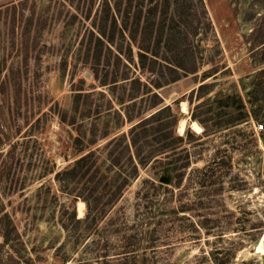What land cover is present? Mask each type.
<instances>
[{"label":"rangeland","instance_id":"rangeland-1","mask_svg":"<svg viewBox=\"0 0 264 264\" xmlns=\"http://www.w3.org/2000/svg\"><path fill=\"white\" fill-rule=\"evenodd\" d=\"M263 16L264 0H0V210L18 231L0 264H264ZM119 50L152 71L113 83Z\"/></svg>","mask_w":264,"mask_h":264},{"label":"trees","instance_id":"trees-1","mask_svg":"<svg viewBox=\"0 0 264 264\" xmlns=\"http://www.w3.org/2000/svg\"><path fill=\"white\" fill-rule=\"evenodd\" d=\"M262 21H264V16L261 18ZM102 34V32H100ZM94 35V33H93ZM104 33H103V36L104 37ZM101 36L98 37V40H99V45H100V48L98 47V51L101 52L102 48L105 46V44L107 42H109L108 40H104ZM114 36H112L110 39L111 41H113V38ZM129 39L132 41L135 39V36L134 35H130ZM107 41V42H106ZM121 49V48H120ZM147 54L144 53L143 51H140L138 52V61H137V65L135 64V60L133 58V56L129 55L127 58H124V55L122 54V52L119 50L118 51V55H117V60H118V63L119 62H122L124 63L125 67H126V70L124 71H121L120 72V67L119 65H117L115 71H114V74H113V79H112V82L117 84L120 79L119 78H122V79H129L130 78V71H132L133 67H132V63H134L135 67L139 69V73L133 77L132 81L133 82H136L140 77L139 75L141 73H144L146 70L148 71H152L153 67L150 66V64L148 63L147 61ZM97 59H99V55H97ZM170 60H172L174 63H175V67H179L181 69H185L183 68L181 65H180V61L179 60V54L177 53V51H173L171 52V56L168 58ZM155 63H157V61H154ZM260 64H264V60L263 59H260ZM138 69H135L134 70V73H137V70ZM173 72L176 73V77L178 75V70L176 68H172ZM186 72H189L188 70L185 69ZM192 71H195L192 70ZM94 74L95 76L98 78L99 77V71L97 69H95L94 71ZM257 74H264V69L260 70ZM108 76V75H106ZM163 76V75H162ZM258 76V75H257ZM255 76V77H257ZM107 80V77L105 78ZM161 79V78H159ZM177 79V78H176ZM205 80V79H204ZM241 81H243V79H241ZM155 86L156 87H162V81L161 80H156L155 82ZM210 83H204L202 85L199 86L198 88V92H203L204 90H206L207 88L210 87ZM261 85V82H258L255 84V87H259ZM81 90V89H80ZM196 91L193 90L192 93H194ZM77 94V98L80 99L82 93L81 92H78L76 93ZM154 95L158 98V102H156L154 104V106H157L159 104H161L163 102V98H161L156 92H154ZM240 102H242V100H240ZM255 107V106H253ZM251 109V114L255 117V118H258L261 114H262V106L260 104H257V107ZM238 112V116H232L228 121H226V123H231L233 121H235L236 119H239L242 117V115H245L246 112L244 110V107L240 106V108L238 107L237 108V111ZM250 112V111H249ZM149 120V118L143 120L141 123L144 124L145 122H147ZM223 122H220L218 123V125H221ZM224 124V123H223ZM202 170H198V172L200 173ZM204 173L206 174L207 178L205 179V182H208L209 184H212L215 179H214V175H215V168L212 164H208L204 167L203 169ZM65 172H68V170H65ZM3 228V229H1ZM12 231H15L16 235H18V231H17V228L15 226V223L14 221L12 220L11 216L9 214H2L1 210H0V233L2 234L3 238H4V242H9L10 241V236H11V232Z\"/></svg>","mask_w":264,"mask_h":264},{"label":"bare ground","instance_id":"bare-ground-1","mask_svg":"<svg viewBox=\"0 0 264 264\" xmlns=\"http://www.w3.org/2000/svg\"><path fill=\"white\" fill-rule=\"evenodd\" d=\"M183 109L186 111L187 107H186V104H183ZM181 126L184 127L185 126V120L183 119L181 121ZM199 130V129H198ZM84 206V205H83ZM81 208V207H80ZM82 215V214H81Z\"/></svg>","mask_w":264,"mask_h":264},{"label":"water","instance_id":"water-1","mask_svg":"<svg viewBox=\"0 0 264 264\" xmlns=\"http://www.w3.org/2000/svg\"><path fill=\"white\" fill-rule=\"evenodd\" d=\"M162 180H163L164 182H168V179L165 178V177H163Z\"/></svg>","mask_w":264,"mask_h":264},{"label":"built area","instance_id":"built-area-1","mask_svg":"<svg viewBox=\"0 0 264 264\" xmlns=\"http://www.w3.org/2000/svg\"><path fill=\"white\" fill-rule=\"evenodd\" d=\"M259 127L263 128V125H260Z\"/></svg>","mask_w":264,"mask_h":264}]
</instances>
